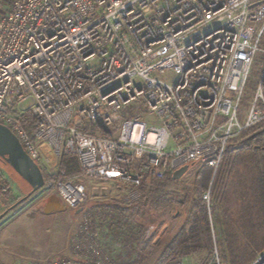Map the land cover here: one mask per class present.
<instances>
[{
  "label": "built area",
  "instance_id": "2783aa9c",
  "mask_svg": "<svg viewBox=\"0 0 264 264\" xmlns=\"http://www.w3.org/2000/svg\"><path fill=\"white\" fill-rule=\"evenodd\" d=\"M263 33L264 0H11L0 7V124L39 166L43 146L74 155L95 194L112 184L123 193L116 203L136 202L142 181L184 165L217 169L230 141L264 117ZM257 51L263 61L240 121ZM60 172L40 197L83 215L77 250L93 257L98 227L124 230L131 218L115 203L86 208V185ZM9 188L0 168V197ZM99 260L86 264H111ZM248 264H264V250Z\"/></svg>",
  "mask_w": 264,
  "mask_h": 264
},
{
  "label": "rangeland",
  "instance_id": "374dc122",
  "mask_svg": "<svg viewBox=\"0 0 264 264\" xmlns=\"http://www.w3.org/2000/svg\"><path fill=\"white\" fill-rule=\"evenodd\" d=\"M10 1L0 0V7H6ZM259 47H264V33ZM262 61V52L257 51L238 109L240 121H243L246 116L249 99L257 83ZM257 131H263L261 138L264 140V125L260 126ZM235 138L239 139V136ZM232 144L229 151L235 153L238 148L237 145ZM50 153L52 160L48 167L55 166H52L51 170L46 168L43 171L60 176L62 173L58 171L59 157H56L51 150ZM0 168L10 187L8 192L0 197L1 214L23 198L30 187L8 164L0 161ZM217 169L213 170L194 164L189 166L188 171L181 178L168 181L165 191L169 202L158 209L143 205L136 214L131 216V222L127 223L129 233L112 228L104 234L98 227V232L93 238L97 245L94 247L96 251L93 257L84 251L78 252L77 250V248L80 249V245H84L78 231L83 215L69 210L45 214L43 208L48 201L41 199L39 189L0 219V262L2 264H46L50 259L65 257L79 264H86L90 258L101 259L104 261L99 260L101 263L109 261L111 264H164L161 260L164 251L174 237L180 236L187 230L192 216L198 211L200 201H205L208 207L215 204V198L210 191ZM232 173L235 178L236 167H233ZM224 174L221 176L223 181L220 180L213 185H217L215 191L220 190L221 193L226 191ZM66 177L86 185V208H92L96 204L101 206L107 202L109 205L122 198L123 193L115 185L111 184L107 195L104 196L100 193L95 194L92 191L94 182L80 176V172ZM201 182L205 183V189L200 193L197 187ZM205 193H208V201L203 199ZM208 219L211 222L210 215ZM115 232L120 237L115 236ZM82 239L85 241L83 237ZM204 259L208 260L207 264L214 263V247L210 252L199 251L179 256L166 264H175L178 260L184 264H202ZM92 263L95 262L92 261Z\"/></svg>",
  "mask_w": 264,
  "mask_h": 264
},
{
  "label": "trees",
  "instance_id": "16d2710c",
  "mask_svg": "<svg viewBox=\"0 0 264 264\" xmlns=\"http://www.w3.org/2000/svg\"><path fill=\"white\" fill-rule=\"evenodd\" d=\"M20 120L25 128L31 130L35 117L30 111H25ZM262 125L264 117L243 128L238 134L239 139L233 138L230 141L210 191L215 198V204L208 207L205 201H200L198 211L192 216L187 230L174 237L164 251L161 258L164 264L179 256L199 251L210 252L213 247L217 249L220 264H248L257 253L264 250V140L261 138L263 131L256 132ZM231 143L237 145L238 150L235 153L229 151ZM233 167H236L235 178ZM58 171H63L64 176L78 173L76 156H62ZM223 173L226 191L221 193L220 190L215 191L217 185H213L221 180ZM58 176L56 173L44 172L45 179H55ZM172 180L166 174L164 178L154 179L149 184L142 181L138 187L142 196L136 202L115 203V206L125 211L129 218L143 205L153 209L165 206L169 202L166 198V184ZM197 189L201 193L205 189V183L198 184ZM128 228L126 226L121 232L129 233ZM207 262L204 259L202 264Z\"/></svg>",
  "mask_w": 264,
  "mask_h": 264
},
{
  "label": "water",
  "instance_id": "95a60500",
  "mask_svg": "<svg viewBox=\"0 0 264 264\" xmlns=\"http://www.w3.org/2000/svg\"><path fill=\"white\" fill-rule=\"evenodd\" d=\"M0 160L8 164L30 187L23 198L0 214L1 219L9 210L16 207L25 198L41 189L45 184V178L44 172L38 163L26 153L17 137L3 124H0ZM188 169L189 165L180 167L173 172L171 178L173 180L181 178ZM64 210L63 205L60 204L55 196L43 208L45 214L57 211L63 212Z\"/></svg>",
  "mask_w": 264,
  "mask_h": 264
},
{
  "label": "crops",
  "instance_id": "0c3cea01",
  "mask_svg": "<svg viewBox=\"0 0 264 264\" xmlns=\"http://www.w3.org/2000/svg\"><path fill=\"white\" fill-rule=\"evenodd\" d=\"M41 150H42V158H41L40 166L43 167L44 169H46V168H50V170L53 169L52 166H55V165H52L51 167H48L49 166L48 164H50V161L52 160L50 149L48 147H46V146H43L41 148ZM102 233L106 234L107 232L106 233L102 232ZM114 235L118 236L119 234L115 232ZM109 236H111V235H109ZM118 237H120V236H118Z\"/></svg>",
  "mask_w": 264,
  "mask_h": 264
},
{
  "label": "flooded vegetation",
  "instance_id": "af4514ba",
  "mask_svg": "<svg viewBox=\"0 0 264 264\" xmlns=\"http://www.w3.org/2000/svg\"><path fill=\"white\" fill-rule=\"evenodd\" d=\"M1 162H3L2 160H0Z\"/></svg>",
  "mask_w": 264,
  "mask_h": 264
}]
</instances>
